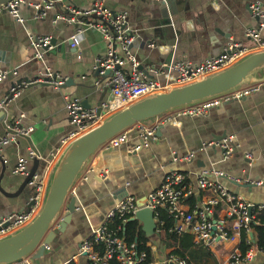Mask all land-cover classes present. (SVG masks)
<instances>
[{
    "label": "crops",
    "instance_id": "0c3cea01",
    "mask_svg": "<svg viewBox=\"0 0 264 264\" xmlns=\"http://www.w3.org/2000/svg\"><path fill=\"white\" fill-rule=\"evenodd\" d=\"M25 1L27 4L21 7L24 25L9 12L0 13V70L9 73L0 82V99L15 85L40 76L46 68L68 80L61 88L47 84L23 88L6 109H0V139L20 117L23 127L33 129L30 137H19L3 149L0 218L23 212L31 204L34 189L30 183L17 197L7 196L16 193L28 176L14 175L13 169L19 158H28L30 147L41 156L35 174L46 177L50 183L64 152L63 141L74 130L69 123V99L77 98L86 108H97L110 96L106 86L109 77L97 75L94 70L96 58L104 55L107 48L102 35L95 30L85 32L79 51L83 60L78 61L77 52L69 44L76 25L60 19L67 12L66 5L87 9L95 0H63L66 12L54 6L38 19L35 5L43 0ZM104 2L113 13H128L127 28L136 36L131 54L141 70L146 71L172 58L199 63L222 55L232 40L246 42L245 29L258 24L249 6L264 0H167L165 6L155 4V0ZM30 33L51 36L55 41L46 49L42 61L35 58ZM131 68L128 63L123 70L129 72ZM143 126L156 129L148 147L135 150L141 146L142 139L140 129L134 127L128 130V141L121 147H102L96 153L70 194L67 204L72 197L76 203L64 231L47 245L39 258H35L38 252L31 257L32 264H68L72 260L89 264L86 256L79 255L78 251L94 228L103 224L106 215L126 196L145 198L173 170L188 172L193 178L205 170L219 171L227 177L221 178V183L231 192L247 202L264 203V185L254 184L264 179V82L253 95L225 102L206 116L184 117L179 125L162 124L156 118ZM230 136L235 137L237 148L228 161L222 160L220 148L205 147L209 141ZM188 154H194L190 162L183 160ZM249 154L254 156L252 163L246 159ZM34 161L30 162L29 173ZM229 178L242 183L236 184ZM233 247L229 243L212 252L202 249V255L196 256L200 262L195 264H222ZM252 264H264V255L258 254Z\"/></svg>",
    "mask_w": 264,
    "mask_h": 264
},
{
    "label": "built area",
    "instance_id": "2783aa9c",
    "mask_svg": "<svg viewBox=\"0 0 264 264\" xmlns=\"http://www.w3.org/2000/svg\"><path fill=\"white\" fill-rule=\"evenodd\" d=\"M25 4H27L25 0H11L0 6V13L9 12L18 23L24 25L21 7ZM54 6L55 2L49 0H43L39 5H35L38 11L36 18H42L46 10ZM65 8L67 12L63 13L60 19L69 25H76L74 35L70 37V47L77 52L76 59L83 60V55L79 51L85 32L88 30L98 31L107 43V48L104 55L96 58L94 70L97 71L98 68H101L102 75L107 71H112L113 74L106 83L110 96L101 103L99 115L97 108H86L77 98L69 99L67 103L69 123L74 127V130L63 141L64 150L72 141L88 133L119 111L152 95L224 71L248 55L264 51V2H255L249 6L252 16L257 19L258 24L256 27L245 29L246 42L232 40L222 55L209 57L199 63L172 58L159 66H151L146 71L141 70L140 64L131 54V47L136 36L127 28V12L113 13L106 7L104 0H95L87 9H79L71 5H66ZM30 41L31 46L35 49V58L42 61L46 49L52 47V37H39L30 33ZM128 63L132 65V68L126 72L123 68ZM8 74V71L0 70V82L5 80ZM67 80L68 78L59 72L46 68L37 78L14 86L3 99H0V109H6L9 103L19 96L23 88L35 84H47L61 88ZM260 85H247L231 94L185 107L159 118L162 124L179 125L184 117L206 116L212 109L225 102L249 97L259 90ZM21 119L22 117L12 123L11 131L0 139V159L5 146L15 142L19 137L31 136L33 129L23 127ZM136 127L140 129L142 144L135 150L148 147L155 136L156 129L146 128L143 124ZM128 137V131L123 132L103 147L106 149L119 148L128 141ZM205 147L224 150V152L222 151L223 161H228L237 148L233 136L223 140L209 141ZM193 158L194 154H188L183 157V160L190 162ZM38 159H41V156L34 147H30L28 158L17 160L13 174L28 175L30 162ZM246 159L252 163L254 156L246 155ZM104 174L107 175L108 172L105 171ZM223 177L226 175L216 170H205L195 178L190 173L181 170L166 173L162 184L145 198L138 199L128 195L122 199L106 215L104 223L96 226L90 237L82 242L78 254L86 256L92 264H110L111 261H117L119 264H144L147 252L140 250L135 242H129L122 232L125 229L124 226L138 211L148 208L154 211L157 238L166 224L162 213H165L171 220L170 232L178 238L177 243L173 246H168L166 243L158 245L155 239H150L147 247L151 249L155 257V264H188L190 259L188 253L185 252L184 255L178 253V251H182V238L187 234L193 237V243L197 248L211 252L222 245L234 244L232 251L222 264H252L258 254L264 255L263 250L257 246L256 233L252 226L259 224L257 215L259 211H264V203L245 201L221 183L220 179ZM83 179L86 180L87 177ZM229 180L242 183L231 178ZM30 184L34 189L31 204L23 212L0 218V239L24 228L41 211L49 181L46 177L35 174ZM254 184L264 185V179L256 181ZM224 204L227 205L226 208H222ZM116 221H119L120 224L115 225ZM245 234L248 249L243 253L242 236ZM159 253L161 254L159 255ZM12 264H32L31 257Z\"/></svg>",
    "mask_w": 264,
    "mask_h": 264
},
{
    "label": "water",
    "instance_id": "95a60500",
    "mask_svg": "<svg viewBox=\"0 0 264 264\" xmlns=\"http://www.w3.org/2000/svg\"><path fill=\"white\" fill-rule=\"evenodd\" d=\"M10 1L0 0V6ZM49 1H54L56 7L64 10L63 0ZM166 1L155 0V4L165 6ZM54 42L53 40L51 44L53 45ZM96 73L100 75L101 68H98ZM112 74V71H107L104 75L110 77ZM263 82L264 51H258L224 71L152 95L110 116L88 133L72 141L65 148L54 168L39 214L24 228L0 239V264H12L24 258L32 257L37 252L35 258H39L47 245H50L64 231L75 208L76 199L74 197L70 199L69 204L67 203L76 181L96 153L115 136L170 112L231 94L247 85ZM232 101L234 102V100ZM100 105L101 102L97 107L98 115L101 112ZM222 151L224 152V150ZM39 164L40 161L35 160L31 172L20 189L16 193L7 194V196L17 197L32 181ZM234 183L238 184L237 182ZM130 220L138 221L142 225L148 239L158 237L153 210L142 209Z\"/></svg>",
    "mask_w": 264,
    "mask_h": 264
},
{
    "label": "trees",
    "instance_id": "16d2710c",
    "mask_svg": "<svg viewBox=\"0 0 264 264\" xmlns=\"http://www.w3.org/2000/svg\"><path fill=\"white\" fill-rule=\"evenodd\" d=\"M163 214V218L166 222L165 227L161 229V233L159 235V241L161 244L166 243L168 246H173L177 243V236L170 232L172 222L167 217L165 213ZM257 218L259 220L258 225H252L255 230V238L256 243L259 248H261L264 252V211H259ZM119 221L115 222V225H119ZM124 226V225H122ZM125 229L122 232V235L127 238L129 242H135L140 250H144L147 252V259L144 264H155V257L151 252V249L147 247V243L151 241L146 237L145 232L143 231L142 225L138 221L129 220L128 223L124 226ZM182 243V251H178L179 254L184 255L185 252L189 255L190 259L188 260V264H195V262H200L196 256L200 257L202 255V249L197 248L193 243V237L191 235H184ZM196 247V248H195ZM242 251L245 253L248 249L246 245V234L242 236ZM68 264H77L73 260ZM89 264H92L89 261ZM110 264H119L117 261H111ZM204 264V263H203Z\"/></svg>",
    "mask_w": 264,
    "mask_h": 264
},
{
    "label": "rangeland",
    "instance_id": "374dc122",
    "mask_svg": "<svg viewBox=\"0 0 264 264\" xmlns=\"http://www.w3.org/2000/svg\"><path fill=\"white\" fill-rule=\"evenodd\" d=\"M156 242H157L158 245H162L161 242L159 241V239H157Z\"/></svg>",
    "mask_w": 264,
    "mask_h": 264
}]
</instances>
